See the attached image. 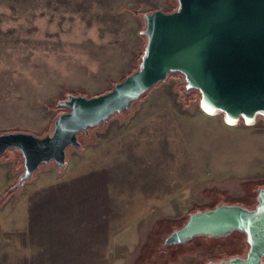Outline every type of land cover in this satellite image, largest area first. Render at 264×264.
Masks as SVG:
<instances>
[{
	"label": "rangeland",
	"instance_id": "rangeland-1",
	"mask_svg": "<svg viewBox=\"0 0 264 264\" xmlns=\"http://www.w3.org/2000/svg\"><path fill=\"white\" fill-rule=\"evenodd\" d=\"M177 6V0H0V135L44 137L68 111L58 107L67 95L110 91L138 68L146 42L142 15ZM199 99L180 74H170L129 109L79 134L80 146L66 155L70 172L81 173L70 188H91L74 208L36 194L70 184L60 182L66 167L45 164L15 188L23 160L8 149L0 157V192L7 193L0 264H206L244 257L246 239L236 232L164 245L197 210L225 203L251 211L264 189V120L229 127L205 115ZM101 172L106 200L101 193L96 201L94 180L101 177H85ZM31 200L47 208L27 226ZM66 212L92 216L87 226L74 221L64 237L53 220Z\"/></svg>",
	"mask_w": 264,
	"mask_h": 264
},
{
	"label": "water",
	"instance_id": "water-1",
	"mask_svg": "<svg viewBox=\"0 0 264 264\" xmlns=\"http://www.w3.org/2000/svg\"><path fill=\"white\" fill-rule=\"evenodd\" d=\"M171 13L144 14L140 32L146 44L138 69L104 94L67 95L58 105L67 109L44 137L17 132L0 135V157L8 149L20 152L23 173L17 187L43 165L66 167L70 148L80 146L77 135L104 124L171 73L183 75L187 90L200 95L199 109L220 117L229 127L253 126L264 120V0H177ZM257 205L246 210L220 205L191 214L184 226L164 240L165 246L186 244L198 236L221 237L235 231L245 235L244 259L208 264H264V189Z\"/></svg>",
	"mask_w": 264,
	"mask_h": 264
},
{
	"label": "trees",
	"instance_id": "trees-1",
	"mask_svg": "<svg viewBox=\"0 0 264 264\" xmlns=\"http://www.w3.org/2000/svg\"><path fill=\"white\" fill-rule=\"evenodd\" d=\"M177 5H178V3H177ZM175 11V10H174ZM132 12H134V13H137V11L136 10H133ZM151 12H153V11H151ZM151 12H149V13H151ZM173 12V11H172ZM146 14H148V13H146ZM144 15V14H143ZM143 15H142V17H143ZM143 20H144V18H143ZM144 22H145V20H144ZM146 39V38H145ZM145 44H146V42H145ZM144 48H145V45H144V47H143V52H144ZM143 55V54H142ZM142 55L139 57V63H138V67H139V64L141 63V57H142ZM138 69V68H137ZM136 69V70H137ZM135 70V71H136ZM171 74H179V73H171ZM181 75V74H180ZM182 77H183V75H181ZM183 79H184V77H183ZM159 84H161V83H158V84H156L155 86H157V85H159ZM154 86V87H155ZM154 87H152V88H154ZM151 88V89H152ZM150 89V90H151ZM196 91V90H195ZM148 92V91H147ZM146 92V93H147ZM145 93V94H146ZM58 107H60L59 105H58ZM54 123V122H53ZM82 133V132H81ZM81 133H79V134H81ZM79 134L77 135V138L79 137ZM57 169V168H56ZM62 169V168H61ZM61 169H57L58 171H61ZM102 174H104L103 172H101V173H98V174H90L91 176H87V177H85L86 179H91L92 177H95V176H97V175H102ZM95 175V176H94ZM101 177V179H100V181H96V180H94L96 183H97V187L95 188V190L93 189V191H95V193L96 194H93L94 196L95 195H97V200H96V198L94 197L93 199H95L96 201H98V198L100 197V195H101V193L102 194H104L103 196H104V198H105V200H106V184H107V182L105 183V181H106V179L104 178V177H102V176H100ZM85 178H83V179H81V180H83V181H86V179ZM77 181H79V180H76V181H72L70 184H64V185H61V186H57V187H54V188H49V189H47V190H44V191H42V192H40V193H38L37 195L38 196H42V200H43V198H44V196H50V197H52L51 199H50V201L52 202V201H56L57 202V207H59L60 209H62V207L63 206H65V207H68V205H70V206H72L73 208L75 207L74 205H73V201L74 200H77L78 198H82V197H84V196H86V194H87V190H90V188H91V186L90 185H86L85 183H83V184H80L79 185V188L77 189V190H72L70 187L73 185V184H75V182H77ZM17 185V184H16ZM16 188V187H15ZM18 188V187H17ZM7 192H9V191H7ZM44 195V196H43ZM6 196H7V193H4L3 195H2V198H1V200H0V207L4 204V202L6 201ZM92 196V195H91ZM39 201H36V200H34L33 202H32V204H31V206H30V208H29V212H28V222H29V225L30 226H33L34 224H36V222L38 221V213L37 212H39L38 211V209H42V208H44V209H46L47 208V206H46V204L45 203H38ZM48 202V201H47ZM46 202V203H47ZM103 205H106L107 204V202H105V203H102ZM102 204H98V207H99V209L100 208H102ZM95 206L96 205H91V206H89V211L91 212V210L93 209V211H94V208H95ZM57 207H54V208H57ZM92 211V212H93ZM97 211V210H96ZM96 211H94V212H96ZM92 212H91V214H92ZM99 215H102V214H99ZM92 216V215H91ZM91 216H89L88 218H85V217H81V216H78L77 215V213H75V212H73V213H69V212H66V214H65V216H63V217H61L60 215L57 217V218H54V220H53V223L55 224V226H57V227H59V228H65V229H63L62 230V232H63V236L64 237H66V232H67V230L68 229H71L74 225V221L75 222H80V223H84V225L85 226H87L88 225V223L89 222H86V221H90V217ZM41 220H44V218H43V216L41 217ZM92 220V219H91ZM93 220H94V218H93ZM101 220V219H100ZM92 224H93V222H91ZM236 233H238V234H242L244 237L243 238H245V235H244V233H242V232H238V231H235ZM244 240V239H243ZM63 242H64V240H63ZM61 243H62V240H61ZM246 243V242H245ZM263 263H264V261H263Z\"/></svg>",
	"mask_w": 264,
	"mask_h": 264
},
{
	"label": "crops",
	"instance_id": "crops-1",
	"mask_svg": "<svg viewBox=\"0 0 264 264\" xmlns=\"http://www.w3.org/2000/svg\"><path fill=\"white\" fill-rule=\"evenodd\" d=\"M157 9H160V10H162V8H157ZM156 9V10H157ZM145 23V22H144ZM96 168H98V167H96ZM55 172V171H54ZM56 173V172H55ZM83 174V173H82ZM81 175V173L79 172V175H75L73 172H70V169H69V167H68V165H66V171H64V173H63V175H62V178L60 179V182H63V183H66V182H71V181H76L75 180V178L76 177H78V176H80ZM57 184V182L55 183L54 181L53 182H51V183H46L45 184V186H49V185H56ZM69 184V183H68ZM1 185H2V183H1V181H0V190L2 191V189H1ZM59 186H61V185H59ZM54 187H57V186H54ZM54 187H48V188H45V189H43L42 191H44V190H47V189H49V188H54ZM42 191H40V192H42ZM40 192H37L36 194H38V193H40ZM2 195H3V193L2 192H0V200H1V198H2ZM38 201V200H37ZM32 202H33V200H31V203L29 204V208H30V206H31V204H32ZM29 208H28V212H29ZM28 218L29 217H27V226H29V222H28ZM101 220H102V218H101ZM100 220V221H101ZM103 221V220H102Z\"/></svg>",
	"mask_w": 264,
	"mask_h": 264
},
{
	"label": "flooded vegetation",
	"instance_id": "flooded-vegetation-1",
	"mask_svg": "<svg viewBox=\"0 0 264 264\" xmlns=\"http://www.w3.org/2000/svg\"><path fill=\"white\" fill-rule=\"evenodd\" d=\"M259 118H261V117H259ZM257 203H258V202H257ZM257 203H256V205H257ZM220 205H225V203H222V204H220ZM220 205H219V206H220ZM256 205H255V206H256ZM255 206L253 207V209L255 208ZM215 207H217V206H215ZM215 207H213V208H211V209H207V210H213ZM207 210H203V211H202V210H197L196 212H204V211H207ZM194 213H195V212H194ZM192 214H193V213H192ZM190 215H191V214H190ZM190 215H189V216H190ZM189 216H188V218H189ZM187 220H188V219H187ZM187 220H186V222H187ZM186 222H185V223H186ZM185 223H184V224H185ZM184 224H183V226H184ZM183 226H181L180 228H182ZM180 228H178V229H180ZM178 229H177V230H178ZM175 231H176V230H175ZM200 237H201V236H198V237L192 238V239L189 240L186 244H183V245H188V244L190 245V243H191L192 241H194L196 238H200ZM177 246H179V245H177ZM180 246H181V245H180ZM247 246H248V245H247ZM189 247H190V246H189ZM191 247H192V246H191ZM247 251H248V250H247ZM247 251H246V252H247ZM245 257H246V255H245L244 257H240V256H239V257H237V258L244 259ZM234 258H235V257L230 258V259H227V260H225V259H219V260H214V261H208L206 264H208V263H219V262H223V261H229V260L234 259Z\"/></svg>",
	"mask_w": 264,
	"mask_h": 264
}]
</instances>
